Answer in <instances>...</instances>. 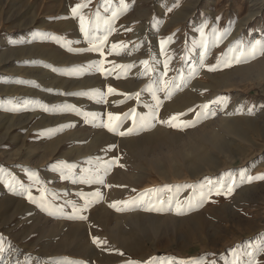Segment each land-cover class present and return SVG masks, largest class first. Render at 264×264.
<instances>
[{"label": "rangeland", "instance_id": "374dc122", "mask_svg": "<svg viewBox=\"0 0 264 264\" xmlns=\"http://www.w3.org/2000/svg\"><path fill=\"white\" fill-rule=\"evenodd\" d=\"M84 2L0 0V169H3L0 172V237L6 248L11 245L4 253L5 260L15 264L17 258L23 262L30 255L29 264H57L62 259L85 264H125L129 259L143 262L156 257L155 264H167L170 259L198 258L232 264L235 255L240 254L239 264H246L250 257L243 253L252 252L264 264V252L258 247L264 244V181L242 183L227 197L212 195L183 215L142 209L118 212L109 206L115 201L130 199L129 195H122L125 187L121 186L130 187L134 183L141 186L138 193L166 184L206 182L205 178L215 183L224 179L225 173L238 176L241 170L253 176L264 174V136L251 133L250 139L239 138L225 131L221 123L225 111L243 105L245 113L239 116L253 117L258 127L264 128V107H260L264 105V75H261L264 56L223 71L202 70L188 87L164 101L160 115L167 118L220 95L231 97L223 112L195 128L178 131L157 125L139 135L120 137L96 126L99 121L88 123L78 114L95 112L106 118L107 112L123 113L132 108L146 112L143 105L152 103L149 92L141 93V103L119 93L135 94L150 83L149 76L139 75L143 69L141 60L149 59L156 67L151 79L162 75L165 60L160 51L162 39L172 37V42L165 46L172 57L171 68L185 71L199 63L203 49L193 42L199 41V29L204 25L209 39L206 60L209 65L215 64L237 40L264 41V0H124L128 10L113 22L116 31L109 36L103 57L95 52L77 51L89 45L80 32L79 17L73 16L71 9ZM119 6V0H89L80 12L91 24L97 12L102 22ZM249 13L252 14L249 21L238 30V23ZM213 28L221 34L227 30L229 34L214 44ZM36 33L47 35L37 37ZM52 36L62 39L58 42ZM114 43H124L127 48L119 55L109 54ZM101 59L107 69L113 63L135 66L126 73L117 69L107 77L99 71L88 70L91 62ZM53 68L57 70L54 72ZM72 68L81 71L67 74ZM174 74L169 72V76ZM109 86L118 94L106 95V103L79 95L91 90L106 93ZM63 105H71L76 110ZM252 105L257 106L256 111L248 115L246 109ZM192 115L189 113L184 119ZM130 124L131 121L126 122L125 128ZM195 140L211 153L209 156L219 166L218 172L205 170L207 174L201 179L190 177L185 164L192 157L185 151L187 144ZM216 141H223L227 151L217 149ZM110 146H113L111 150ZM78 150L82 151V157L77 159L73 155ZM113 157L120 158L119 163L125 167H112L106 176V183L113 185L111 188L61 179L56 167L61 161L74 164L78 178L84 174V161L92 160L94 170L98 160ZM174 166L182 177L163 179L165 174L172 175ZM33 173L35 179L31 178ZM13 176L37 198L38 189L44 187L51 202L63 206V211L52 214L54 209L30 202L26 192L19 194L10 190L4 179ZM60 184L66 186L65 190ZM96 188L102 191L103 199L81 213L87 216L86 220L72 218L71 205L65 206V202L82 206L83 200L75 193H90ZM189 195L192 190L184 189L179 198ZM94 237L107 243L97 245L93 243Z\"/></svg>", "mask_w": 264, "mask_h": 264}, {"label": "snow or ice", "instance_id": "6c2138e0", "mask_svg": "<svg viewBox=\"0 0 264 264\" xmlns=\"http://www.w3.org/2000/svg\"><path fill=\"white\" fill-rule=\"evenodd\" d=\"M89 0H85L84 3H78L71 9L73 16L79 17V28L80 32L83 34V39L88 43L89 47L85 49H80V52H95L99 53L101 57L104 56L105 45L107 44L108 38L112 35L116 29L113 26V22L118 18V16L128 10V5L124 0H119V8L112 11L111 16L102 20L100 18L99 12L96 13V20L89 24L87 18L81 14L80 10L87 6ZM108 11V9H105ZM171 11V9H169ZM207 25L202 26L199 29L200 39L199 41H194V46L198 44L203 52L200 54L199 63L197 65H190L188 69H173L171 68L172 57L168 55L166 44L172 42V37H168L166 40L162 39L160 41V51L165 55V60L163 62L162 75L158 79H151V74L156 72L157 69L153 63H150L149 59L141 60L140 64L143 65L142 71L139 73L141 77L149 76L150 83L145 86L141 92L135 94H125L119 93V95H124L127 99H135L138 103H141V93L149 92L151 95L152 103L144 104L143 106L147 108L146 112H137L135 108L130 109L123 113L107 112L106 118L102 117L101 114L95 112H84L78 113L85 117L86 122L93 123L99 121L96 126H102L107 129L109 133L114 135L125 137L131 135H139L142 132L154 129L157 125L166 126L178 131H184L186 129L195 128L202 122L208 120L209 118H214L217 116L218 112H223L229 105L231 97L226 95H220L215 97L213 100L198 104L192 108L187 109L186 112L174 113L167 118H162L160 115V109L164 105L165 100H170L176 93L183 91L191 81L199 75L202 70L208 72L223 71L224 69L232 68L239 64L249 63L250 61L264 56V41L255 40L251 42H243L237 40L234 45L230 46L226 54H222L217 58L216 63L209 65L206 63L207 56L209 54V39L205 34V28ZM131 31V29H126ZM228 31H224L222 34L218 29H212V36L214 44H219L221 40L228 35ZM37 37H45L47 34L36 33ZM58 42L62 39L61 37L52 36L50 37ZM78 42V41H77ZM136 48L139 45L135 46ZM127 48L124 43H114L109 49V54L119 55L122 50ZM69 51H72L69 48ZM182 60H186V57H181ZM105 61L103 59L98 61H93L88 65V70L99 71L105 77L111 75L117 69L122 72H127L129 69L133 68L134 64H112L111 69L104 67ZM57 69L53 68L52 71ZM81 71L80 68H72L67 70V74H78ZM172 71L175 74L169 76V72ZM119 78V76H117ZM23 82V81H21ZM161 93L163 94V99L161 98ZM118 94L117 90L111 86L107 88V92H102L99 90H91L88 92H81V96H90L93 98H98L99 102L106 103V95ZM118 106V105H115ZM63 108L76 110L71 105H63ZM255 105L248 106L246 112L248 115H253L256 111ZM264 107V105L260 106ZM15 110V109H12ZM189 113L193 115L191 118L184 119ZM245 107L243 105L239 106L232 114H244ZM131 121L130 126L125 128L126 122ZM113 146H110V149ZM117 157L111 159H105L97 162L95 169H84V174L78 178L75 175L74 169L76 165L66 164L61 161L56 167L61 174V179L68 180L72 179L73 183H78L81 185H100L107 188L113 187L106 183V176L109 174L113 166H119L124 168L125 165L119 163ZM3 172V169H0ZM224 179L217 180L213 183L209 178H205L206 182H198L197 184H182V185H162L160 187H153L145 189L144 191L138 192L136 189H131L130 191L136 193L130 199L120 200L111 203L109 206L118 212L131 211L142 209L147 212L155 213H165L174 212L176 215H183L187 211L192 210L198 206L205 203L212 195L225 197L230 196L236 187L242 183H252L256 180L264 181V174L260 175H250L247 170H241L237 175L231 172L224 174ZM31 178L35 179V174L31 175ZM4 184L12 191L19 194L27 193V199L32 203H38L41 207L45 209H54L52 214L55 212H62L63 206L59 204H53L50 198L46 194V189L40 187L39 198L33 196L29 188L25 187L24 183L16 179V177H9L4 179ZM121 187H127L121 186ZM184 189H191L192 195L187 196L184 199L179 198V194ZM167 194V195H165ZM78 199L83 200L82 206H78L76 202L66 201L65 206L70 204L73 212L72 218H78L81 220H86L87 216L81 215V213L88 210V208L100 200L103 199V193L100 188H96L90 193H85L83 191H78L75 193ZM93 243L99 245L100 243H107V241H100L99 238H93ZM8 247H5V242L3 238L0 237V264H10L9 261L5 260L4 253L8 251ZM260 252H264V244L258 246ZM233 253L236 250L233 249ZM124 255V253H119ZM239 255L236 254L232 261V264H239ZM243 255H247L250 259L246 264H260V262L253 256L252 252H244ZM158 258L153 257L148 261H137V260H127L125 264H155ZM31 260L30 255L22 262L19 258L16 259L15 264H29ZM57 264H85L84 261L78 260H66L62 259L57 261ZM167 264H216V260H207L206 258H198L191 260H178L172 261L168 260Z\"/></svg>", "mask_w": 264, "mask_h": 264}, {"label": "bare ground", "instance_id": "6f19581e", "mask_svg": "<svg viewBox=\"0 0 264 264\" xmlns=\"http://www.w3.org/2000/svg\"><path fill=\"white\" fill-rule=\"evenodd\" d=\"M252 4V3H251ZM252 12H254V11H252ZM251 13V12H250ZM249 13V15H247V17L243 20V21H241V22H239L238 23V30H240L241 28H243V26L245 25V23H246V21H249V19H250V16L252 15V14H250ZM256 13V12H255ZM254 15V14H253ZM246 16V15H245ZM148 18V17H147ZM243 19V18H242ZM146 21V20H145ZM144 21V22H145ZM240 21V20H239ZM143 22V23H144ZM147 22V21H146ZM236 28V27H235ZM143 29V28H142ZM141 29V30H142ZM239 32V31H238ZM140 33V32H139ZM138 33V34H139ZM142 33V32H141ZM230 38H233V35H232V37H230ZM229 38V39H230ZM227 41H229V40H227ZM50 52V51H49ZM54 52V51H53ZM54 53H56V52H54ZM261 75H264V71H262L261 72ZM64 81V80H63ZM226 82H227V80H225ZM226 82H225V84H226ZM66 83V82H65ZM225 84H223V85H225ZM215 89H217V88H215ZM214 89V90H215ZM220 90H222L221 88H219ZM12 91V90H11ZM223 91V90H222ZM216 92H217V90H216ZM216 92H214V93H216ZM218 93H220L219 91H218ZM230 93V92H229ZM236 93V92H235ZM182 96V95H181ZM183 97H185V95L183 94ZM186 97H187V95H186ZM232 97H234V96H232ZM235 98V97H234ZM234 102H236V99H235V101ZM236 106V105H235ZM182 108V107H181ZM235 111V109L234 108H229L227 111H225L224 113H223V118H222V121H221V123H222V126H223V128H225V131H227L228 133H231V134H234L235 136H237V137H239V138H245V139H250V135H251V133H256V134H259V135H263L264 136V128H259L258 127V124L255 122V118L253 119V117L251 118V117H249V116H239V114H232V115H229L228 113H233ZM244 115V114H243ZM220 120V119H219ZM219 122V121H218ZM161 127V126H160ZM160 127H159V129H160ZM163 129V128H162ZM158 130V129H157ZM165 131V130H164ZM216 137V136H215ZM98 139H99V137H98ZM97 140V139H96ZM217 141H218V138H217ZM215 142V147L217 148V149H222V151L223 150H226L227 151V148H223V141L221 142V143H219V142ZM195 142V143H194ZM194 142H192L191 141V143H189V144H187L189 147L187 148V149H185V151H187V155H191L192 157H189V159H187L186 161H185V164H186V167H187V170H188V172H189V175H190V177H192V178H197V179H201V177H203V175H206L207 173H205V170L206 171H210V172H215V171H219V166H217V164L218 163H215V160H214V158L213 157H210L209 155L211 154H209V152L207 151V149H205V147H203V146H200L198 143H196V140L194 141ZM125 143V142H124ZM127 143V142H126ZM131 148H132V145H130V144H128ZM236 149V148H235ZM79 151V150H78ZM229 151V150H228ZM230 152V155H233V152H231V151H229ZM236 152H238V150L236 151ZM73 153H75V152H73ZM184 153V152H183ZM225 153V152H224ZM81 154H82V151H79V152H77L75 155H73V156H75V158H80V156H81ZM82 157V156H81ZM70 158V157H69ZM228 159V158H227ZM92 160H89V161H87V162H85L84 161V164H83V168H85V169H92V162H91ZM230 162V161H229ZM222 163H223V160H222ZM213 165H215V166H213ZM224 165V164H223ZM175 167V170L172 172V175L171 174H165L164 175V178L163 179H168V178H170V179H175V178H181L182 176H180L179 175V171H177V167L176 166H174ZM221 169V168H220ZM126 173V172H125ZM124 173V174H125ZM57 174V173H56ZM217 174V173H216ZM127 175V174H126ZM212 175V174H211ZM131 176H133V175H131ZM187 179H188V177L189 176H185ZM51 178V177H50ZM137 179V178H136ZM136 179H135V182H136ZM219 180V179H218ZM138 181V180H137ZM133 182V181H132ZM61 185V184H60ZM61 187H62V189H64V188H66V186H62L61 185ZM247 187H248V184H247ZM124 188V187H123ZM136 189L137 191H138V189H140L141 188V186H139V184H132L130 187H125L121 192H122V195H129L130 196V198L133 196V195H135L136 193H133V192H131L130 190L131 189ZM60 189V188H59ZM118 189H120V188H118ZM65 190V189H64ZM116 190H117V188H116ZM116 190H115V192H116ZM107 192V191H106ZM120 192V193H121ZM107 194V193H106ZM119 194V193H118ZM109 196L111 195V194H108ZM114 195V194H113ZM116 195V194H115ZM119 197H120V195H119ZM110 201V200H109ZM107 202H108V200H107ZM105 204H106V202H104ZM104 203L102 204L103 206H104ZM108 206V205H107ZM101 207V206H100ZM99 207V208H100ZM106 207V206H105ZM102 208H104V207H102ZM111 209V208H110ZM102 210V209H101ZM99 212V211H98ZM111 213V212H110ZM131 213V212H130ZM33 214V213H32ZM31 214V215H32ZM94 214V213H93ZM101 215H102V213H100ZM127 214V213H126ZM135 214V213H134ZM128 215H130V214H128ZM87 249V248H86Z\"/></svg>", "mask_w": 264, "mask_h": 264}]
</instances>
